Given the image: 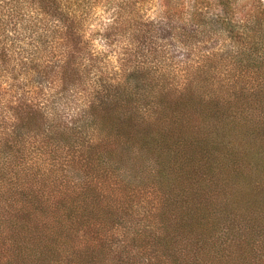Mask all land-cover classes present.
<instances>
[{
    "label": "trees",
    "instance_id": "1",
    "mask_svg": "<svg viewBox=\"0 0 264 264\" xmlns=\"http://www.w3.org/2000/svg\"><path fill=\"white\" fill-rule=\"evenodd\" d=\"M94 2L0 0V63L40 49L46 98L0 90V125L27 115L0 132V264H264V0L134 22L116 85L74 56Z\"/></svg>",
    "mask_w": 264,
    "mask_h": 264
},
{
    "label": "rangeland",
    "instance_id": "2",
    "mask_svg": "<svg viewBox=\"0 0 264 264\" xmlns=\"http://www.w3.org/2000/svg\"><path fill=\"white\" fill-rule=\"evenodd\" d=\"M220 1L222 0H96L86 15L82 29L79 30L80 55L77 52L74 56L80 59L91 58L92 71L99 74L105 83L120 84L133 63L137 40L131 31L137 28L134 22L138 25L141 24L139 22H152L158 25L157 29L164 22L187 24L192 9L209 7L212 12H216V5ZM235 1L238 7L245 12L252 5L263 0ZM113 14L115 18L118 16V22L108 29L114 18ZM164 42L157 41L156 44L163 45ZM25 51L26 53L21 56L28 68L26 73L22 69L20 71L17 68L11 70V67L0 63V90L6 94V103L13 99V96H24L30 99L31 103L33 101L35 105L41 106L44 103L43 98L46 99L43 97L44 92L40 90L44 83L45 55L40 49L36 50L33 47H28ZM18 60L20 61V57H17ZM56 102L59 104V101ZM18 118L19 120L8 121L0 125V132L10 136H14L18 128L26 132V129L20 128L22 125L19 123L26 121L27 115L20 112ZM1 121L3 122L2 115H0ZM97 264L114 263L107 256H101Z\"/></svg>",
    "mask_w": 264,
    "mask_h": 264
}]
</instances>
